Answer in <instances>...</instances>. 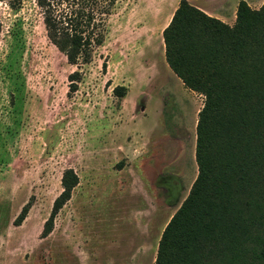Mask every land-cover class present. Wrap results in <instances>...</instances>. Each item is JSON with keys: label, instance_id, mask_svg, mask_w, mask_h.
Wrapping results in <instances>:
<instances>
[{"label": "rangeland", "instance_id": "374dc122", "mask_svg": "<svg viewBox=\"0 0 264 264\" xmlns=\"http://www.w3.org/2000/svg\"><path fill=\"white\" fill-rule=\"evenodd\" d=\"M187 1L234 22L233 0ZM177 2L116 0L102 43L74 66L46 38L34 0H0V264H153L196 175L203 100L164 60ZM66 168L77 183L42 237Z\"/></svg>", "mask_w": 264, "mask_h": 264}, {"label": "trees", "instance_id": "16d2710c", "mask_svg": "<svg viewBox=\"0 0 264 264\" xmlns=\"http://www.w3.org/2000/svg\"><path fill=\"white\" fill-rule=\"evenodd\" d=\"M10 8L20 0H6ZM116 0H34L45 36L68 64L90 61ZM164 60L188 89L203 96L195 123L196 175L163 227L153 264H264V1L238 0L232 25L178 0L161 31ZM79 71L67 75L76 90ZM77 183L60 177L40 235ZM26 202L13 220L17 225Z\"/></svg>", "mask_w": 264, "mask_h": 264}, {"label": "crops", "instance_id": "0c3cea01", "mask_svg": "<svg viewBox=\"0 0 264 264\" xmlns=\"http://www.w3.org/2000/svg\"><path fill=\"white\" fill-rule=\"evenodd\" d=\"M216 1H218V2H220V4H225L226 3V0H216ZM238 0H233V5H232V8H234L233 10H235V7H236V2H237ZM245 2H246V4L249 6V7H251V8H257V6L259 5V1H250V0H244ZM188 3H190V4H192V5H194L195 7H197V8H199L200 10H202L204 13H206L207 15H209V16H212V17H215V18H217V19H219L220 21H222V22H224V23H227L228 25H231V21L230 22H228V21H225V19H223V18H221V16H219V15H213V14H211V13H209V12H207L205 9H203V7H201L198 3H196L195 1L193 2L192 1V3L191 2H189V1H187ZM231 18H232V16H231ZM232 20H234V18H232ZM171 71V70H170ZM149 158H151V146H150V152H149V156H148Z\"/></svg>", "mask_w": 264, "mask_h": 264}]
</instances>
